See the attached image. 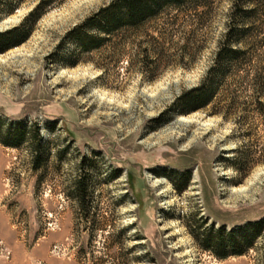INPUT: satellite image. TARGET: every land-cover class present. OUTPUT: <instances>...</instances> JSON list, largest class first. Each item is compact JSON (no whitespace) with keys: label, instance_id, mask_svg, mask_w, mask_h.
I'll return each mask as SVG.
<instances>
[{"label":"rangeland","instance_id":"374dc122","mask_svg":"<svg viewBox=\"0 0 264 264\" xmlns=\"http://www.w3.org/2000/svg\"><path fill=\"white\" fill-rule=\"evenodd\" d=\"M40 1L0 0V33ZM110 2L55 0L24 43L0 54V119L30 133L19 148L0 144V264H264V228L246 255L225 260L196 238L212 225L264 226V117L249 93L236 108L221 93L204 110L172 111L206 78L229 0L209 42L180 61L174 39L155 74L126 62L104 73L99 55L64 65L75 56L69 44L59 51L63 39ZM238 151L243 172L230 164Z\"/></svg>","mask_w":264,"mask_h":264},{"label":"trees","instance_id":"16d2710c","mask_svg":"<svg viewBox=\"0 0 264 264\" xmlns=\"http://www.w3.org/2000/svg\"><path fill=\"white\" fill-rule=\"evenodd\" d=\"M54 1L41 0L21 27L0 33V54L24 43L34 24L52 8ZM222 2L111 0L66 35L58 49L61 51L66 45H72L75 57L61 62L75 66L79 62L91 63L92 57L99 55L102 63L96 67L104 73L111 68L119 69L126 62L130 67L142 64L144 75L155 74L158 64L170 57L174 39L180 38L183 43L180 61L196 43L209 42ZM229 3L228 20L224 33L216 41V51L206 78L200 86L177 98L172 107L176 115L204 110L221 93L228 95L231 107L236 108L241 104L242 96L249 93L248 103L253 106V112L264 117V57L259 55L260 51L264 52V0H229ZM82 57L87 59L81 61ZM34 135L39 137L38 131ZM29 136L25 125L7 127L0 119V144L19 148ZM37 142L36 155L41 151V142ZM246 162V153L238 151V157L230 164L237 172H243ZM35 167H39L37 162ZM86 186L85 181L80 182L77 192L84 206L89 205ZM85 208L89 210L87 206ZM263 228L254 224L228 230L225 226L217 229L212 225L202 228L196 238L201 249L225 260L246 255L254 248Z\"/></svg>","mask_w":264,"mask_h":264},{"label":"crops","instance_id":"0c3cea01","mask_svg":"<svg viewBox=\"0 0 264 264\" xmlns=\"http://www.w3.org/2000/svg\"><path fill=\"white\" fill-rule=\"evenodd\" d=\"M26 264H32V262L28 261Z\"/></svg>","mask_w":264,"mask_h":264},{"label":"bare ground","instance_id":"6f19581e","mask_svg":"<svg viewBox=\"0 0 264 264\" xmlns=\"http://www.w3.org/2000/svg\"><path fill=\"white\" fill-rule=\"evenodd\" d=\"M180 121H186V120L182 118ZM156 183H157V182H156Z\"/></svg>","mask_w":264,"mask_h":264}]
</instances>
